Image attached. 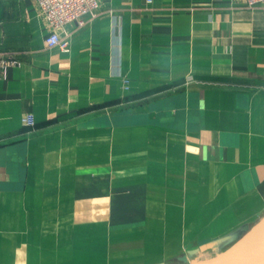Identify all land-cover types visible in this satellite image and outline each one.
Segmentation results:
<instances>
[{"label": "crops", "instance_id": "0c3cea01", "mask_svg": "<svg viewBox=\"0 0 264 264\" xmlns=\"http://www.w3.org/2000/svg\"><path fill=\"white\" fill-rule=\"evenodd\" d=\"M100 2L63 51L0 0V264H192L264 219V3Z\"/></svg>", "mask_w": 264, "mask_h": 264}, {"label": "built area", "instance_id": "2783aa9c", "mask_svg": "<svg viewBox=\"0 0 264 264\" xmlns=\"http://www.w3.org/2000/svg\"><path fill=\"white\" fill-rule=\"evenodd\" d=\"M41 15L47 22L49 33L46 43L51 46H59L63 51L70 48L69 41L60 37V30L69 23L84 25L90 15H95L100 8V0H36ZM150 1V0H149ZM249 7L264 3V0H245ZM13 62L4 56H0V77H6L8 69ZM27 126L35 124L32 113H27L22 118Z\"/></svg>", "mask_w": 264, "mask_h": 264}, {"label": "water", "instance_id": "95a60500", "mask_svg": "<svg viewBox=\"0 0 264 264\" xmlns=\"http://www.w3.org/2000/svg\"><path fill=\"white\" fill-rule=\"evenodd\" d=\"M192 264H264V219L225 251Z\"/></svg>", "mask_w": 264, "mask_h": 264}, {"label": "bare ground", "instance_id": "6f19581e", "mask_svg": "<svg viewBox=\"0 0 264 264\" xmlns=\"http://www.w3.org/2000/svg\"><path fill=\"white\" fill-rule=\"evenodd\" d=\"M198 259H201L200 257H198Z\"/></svg>", "mask_w": 264, "mask_h": 264}]
</instances>
